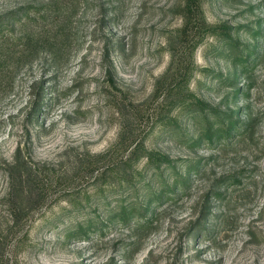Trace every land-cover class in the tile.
<instances>
[{
  "label": "rangeland",
  "instance_id": "rangeland-1",
  "mask_svg": "<svg viewBox=\"0 0 264 264\" xmlns=\"http://www.w3.org/2000/svg\"><path fill=\"white\" fill-rule=\"evenodd\" d=\"M0 264H264V0H0Z\"/></svg>",
  "mask_w": 264,
  "mask_h": 264
},
{
  "label": "trees",
  "instance_id": "trees-1",
  "mask_svg": "<svg viewBox=\"0 0 264 264\" xmlns=\"http://www.w3.org/2000/svg\"><path fill=\"white\" fill-rule=\"evenodd\" d=\"M20 215V214H19Z\"/></svg>",
  "mask_w": 264,
  "mask_h": 264
}]
</instances>
